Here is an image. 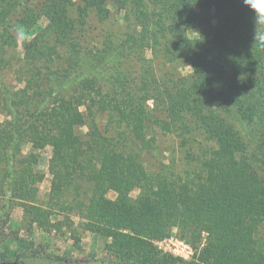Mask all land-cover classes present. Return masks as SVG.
Masks as SVG:
<instances>
[{"label":"trees","instance_id":"trees-1","mask_svg":"<svg viewBox=\"0 0 264 264\" xmlns=\"http://www.w3.org/2000/svg\"><path fill=\"white\" fill-rule=\"evenodd\" d=\"M27 3L0 0V69L12 68L7 56L18 36L26 49L17 72L25 87L4 89L11 120L0 126L1 211L20 206L39 228L59 213L97 224L111 240L110 264H157L150 241L172 228L193 239L208 234L204 264H264V22L243 0ZM110 7L121 13L119 25L108 24ZM92 15L105 25L99 47L88 40ZM190 30L200 36L188 39ZM52 57L64 61L54 79L43 71ZM155 61L164 69L159 77ZM184 66L191 68L186 76ZM51 82L61 89L46 109L40 105ZM234 123L256 138L257 151ZM154 129L179 139L186 159L192 143L202 142L194 175L149 173L144 153L157 152ZM25 139L31 148L22 157ZM47 146L53 181L40 199L34 167ZM69 169L79 183L67 192L60 183Z\"/></svg>","mask_w":264,"mask_h":264},{"label":"rangeland","instance_id":"rangeland-1","mask_svg":"<svg viewBox=\"0 0 264 264\" xmlns=\"http://www.w3.org/2000/svg\"><path fill=\"white\" fill-rule=\"evenodd\" d=\"M28 5L37 8L43 0H27ZM111 18L108 24L115 25V22L120 24L122 15L117 14V11L110 7ZM89 26L91 31L89 32V41H93L90 45L99 47L101 41V31L104 24H100L96 18L92 15L89 20ZM116 23V25H117ZM43 27L46 26L47 22L44 18L39 21ZM196 32V31H195ZM188 39H195L196 33L189 31L187 33ZM27 39V41H29ZM9 50L11 53L8 55V59H11L12 68L10 70L2 71L0 69V126L7 120L10 121V116L7 117V111H9L10 97L5 94L8 91L9 94L22 91L25 87V82L21 76H18L17 72L23 64V57L25 54V44L22 37L17 38V46ZM147 59L151 58L149 50L146 51ZM157 61L154 62L152 69L155 68V77H159L160 73L164 72L159 70L160 64L156 66ZM37 65V64H34ZM64 65L63 59L51 58L50 62L43 68L45 73H51L50 77L54 79L53 72L58 69L56 67ZM87 73H90L87 71ZM182 76H186L191 73L189 66L180 68ZM2 81L5 84L2 86ZM52 87V88H51ZM47 96H45L42 104L44 108H53L54 101L57 100V93L60 91L58 84L51 82L47 87ZM4 89H6L4 91ZM52 89V93L50 90ZM64 91V90H63ZM62 91V92H63ZM57 97V98H56ZM149 106L153 105L152 101L148 103ZM80 112H85V108L82 106L79 108ZM29 122L25 120L22 125ZM100 128L103 130L105 125V119L98 121ZM2 124V125H1ZM235 127L240 131L243 140L249 147L250 152L253 150L257 151L259 143L256 138L245 134L241 130L240 126L235 124ZM87 129L82 128V132ZM151 134L155 138L156 150L154 154H146L145 159L147 160V168L149 173L166 172L171 173L174 176H179L182 180L194 175L197 167L195 168L196 161L195 156L196 150L199 147V142L192 143L194 145V151L191 157L186 159L183 149L180 147V140L170 135L165 137L158 129L151 131ZM29 135V133H28ZM123 137V136H122ZM29 139H25L22 146V157L26 156L30 151L31 144L28 142ZM39 159L37 166L34 170L38 173L41 179L38 181L39 187V198L44 199L45 196L50 192L51 184L53 181L52 173L49 169L50 160L53 155L52 147L47 146L43 150L39 151ZM152 155V156H150ZM72 173L69 169L64 172L62 179L63 190L68 192V185L73 184L75 181L78 182L77 174ZM59 184V182H57ZM81 185V184H78ZM77 185H74V189ZM85 184H82L80 189H84ZM71 187V191L74 190ZM139 189H134L129 196L135 199L139 194ZM116 194L113 191L108 192L107 199L114 200ZM28 221V220H27ZM24 220V212L22 207L14 206L10 212H2L0 209V262L3 264H57V262L50 261L55 257H60L64 260L65 264H110L108 261L116 259L113 253L106 250V244H110V239H105L100 236L98 225L90 224L86 220H82L79 216L69 214H56L51 218V224L46 228H39L37 224H29ZM88 225V226H85ZM101 227V226H100ZM46 230V231H45ZM183 235H186L185 237ZM178 231L177 228H172L165 235L158 239L150 241L151 253L157 261V264H204L200 261L202 258L203 251L208 245V234L203 232L197 239H193L191 234H183ZM176 243V246L172 244ZM177 243H181L177 244ZM36 255L31 258L30 255ZM183 255L185 258L179 256ZM117 264V263H114Z\"/></svg>","mask_w":264,"mask_h":264},{"label":"clouds","instance_id":"clouds-1","mask_svg":"<svg viewBox=\"0 0 264 264\" xmlns=\"http://www.w3.org/2000/svg\"><path fill=\"white\" fill-rule=\"evenodd\" d=\"M243 3L254 13L255 19L264 22V0H243ZM190 31L200 36L199 32Z\"/></svg>","mask_w":264,"mask_h":264},{"label":"built area","instance_id":"built-area-1","mask_svg":"<svg viewBox=\"0 0 264 264\" xmlns=\"http://www.w3.org/2000/svg\"><path fill=\"white\" fill-rule=\"evenodd\" d=\"M177 244H180L181 245V243H177ZM173 246H176V243H174V244H172ZM179 256H181V257H183V258H185V256H184V254L183 255H180V254H178Z\"/></svg>","mask_w":264,"mask_h":264}]
</instances>
